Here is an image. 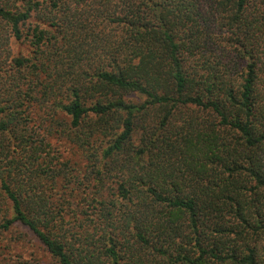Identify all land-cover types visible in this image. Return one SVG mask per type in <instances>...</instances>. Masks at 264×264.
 <instances>
[{"label":"trees","instance_id":"1","mask_svg":"<svg viewBox=\"0 0 264 264\" xmlns=\"http://www.w3.org/2000/svg\"><path fill=\"white\" fill-rule=\"evenodd\" d=\"M26 234L55 264H264V0H0V264Z\"/></svg>","mask_w":264,"mask_h":264},{"label":"rangeland","instance_id":"2","mask_svg":"<svg viewBox=\"0 0 264 264\" xmlns=\"http://www.w3.org/2000/svg\"><path fill=\"white\" fill-rule=\"evenodd\" d=\"M14 49L18 51L20 47L15 45ZM55 146L59 148L62 159V156H64L65 158L76 160L77 157L72 154L73 151H67L72 149L70 145L62 141H56ZM10 235L11 233L8 234V236ZM2 251L7 258L20 255L22 259L27 260L29 264H55V261L48 255L44 248L29 234L25 235L24 241H16V243L11 242L10 246Z\"/></svg>","mask_w":264,"mask_h":264}]
</instances>
